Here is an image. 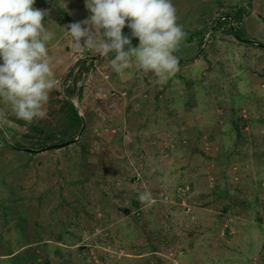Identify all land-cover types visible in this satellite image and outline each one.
<instances>
[{"label":"rangeland","instance_id":"374dc122","mask_svg":"<svg viewBox=\"0 0 264 264\" xmlns=\"http://www.w3.org/2000/svg\"><path fill=\"white\" fill-rule=\"evenodd\" d=\"M172 2L186 38L159 84L76 50L85 0H36L61 63L43 119L0 99V264H264V47L247 40L264 43V0Z\"/></svg>","mask_w":264,"mask_h":264},{"label":"clouds","instance_id":"9594fccd","mask_svg":"<svg viewBox=\"0 0 264 264\" xmlns=\"http://www.w3.org/2000/svg\"><path fill=\"white\" fill-rule=\"evenodd\" d=\"M35 4L36 0H0V99L27 123L46 116L44 105L57 86L53 64L61 63L47 46L53 39L45 26L48 10ZM85 8L91 13L86 19L67 25L77 51L103 56L114 52L111 67L116 73L135 64L153 73L159 84L176 73L179 60L174 53L186 33L177 23L172 0H85ZM125 26L132 38H138V46L123 34ZM138 200L155 202L147 190Z\"/></svg>","mask_w":264,"mask_h":264},{"label":"water","instance_id":"95a60500","mask_svg":"<svg viewBox=\"0 0 264 264\" xmlns=\"http://www.w3.org/2000/svg\"><path fill=\"white\" fill-rule=\"evenodd\" d=\"M248 41H253L255 42L256 44H258L259 46L261 47H264V43H262L261 41L257 40V39H253V40H250V39H247ZM101 56V55H99ZM85 128V121L83 120V123H82V126H81V130L83 131ZM70 141L72 140H68V141H64V142H60V143H54V144H50V145H47L41 149H48V148H52V147H61L63 145H66L68 143H70Z\"/></svg>","mask_w":264,"mask_h":264},{"label":"trees","instance_id":"16d2710c","mask_svg":"<svg viewBox=\"0 0 264 264\" xmlns=\"http://www.w3.org/2000/svg\"><path fill=\"white\" fill-rule=\"evenodd\" d=\"M72 109H73V115L75 117V119L79 120L80 121V124H82V117L78 114L76 108H74L73 104L69 102L68 104ZM82 126V125H81Z\"/></svg>","mask_w":264,"mask_h":264}]
</instances>
